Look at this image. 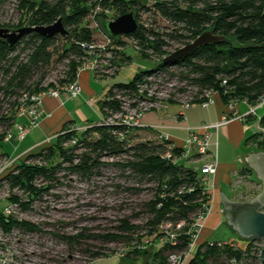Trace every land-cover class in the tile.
<instances>
[{"label": "trees", "instance_id": "1", "mask_svg": "<svg viewBox=\"0 0 264 264\" xmlns=\"http://www.w3.org/2000/svg\"><path fill=\"white\" fill-rule=\"evenodd\" d=\"M8 1L0 0V5ZM17 1V9L21 13L19 22L0 23L1 28L49 26L62 19L68 35L45 38L33 32L12 48L0 41V141L14 126L15 110L22 94L42 91L43 82L52 66H63L66 76L63 82L76 79L78 66L85 56L81 44H93L96 41L88 19L90 13L98 8L104 12L102 28L106 34L108 21L134 12L137 8L143 13L153 14L155 19L159 16L160 20L168 23L162 28L159 25L153 28L140 25L125 40L118 38L114 41L119 48H125L126 41L140 44V57L157 62L158 67L137 73L129 83L112 85L105 99L98 103L104 120L123 112L124 102L118 96L132 101L133 107L147 101L149 91L157 84L150 79L165 80L166 83L176 80L179 83L181 87L173 88L175 92L167 101L169 105L178 104L175 100L177 93L188 92L194 94L197 103L206 97V93L216 92L223 105L230 101H246L256 105L264 97V0H152L151 7L144 4V0ZM208 30L227 41L201 47L178 63H163L174 46H186ZM60 40L63 41L61 47L58 45ZM121 60L123 65H128L133 59L127 56ZM260 119V127H264V115ZM133 131L138 130L99 121L88 126L82 136H78L76 131L61 132L53 142L28 154L17 165L15 173L7 177L12 192L18 188L26 195L25 199L17 194L11 195L10 203L21 210H29L33 202L41 200L60 183L58 175L62 171L90 179L95 175L101 176L104 169L112 168L119 170L130 185L113 186V189L118 195L137 200L133 203L132 212L135 219L146 221L144 228L154 230L157 223L171 213L173 219L192 215L199 204L191 203L202 197L198 191L193 195L181 196V200L177 201L172 197L161 200L159 193L165 188L166 192L189 186L199 188V173L184 165L173 166L164 161L161 156L167 151V144L135 142V137L131 136ZM258 136H250L245 140V145L249 146ZM73 137H78L76 144L64 148L63 144ZM174 153L178 154L179 150H174ZM5 157L6 154L0 152V162ZM113 158H120V161L112 164L104 162L105 159ZM249 173L253 172L246 164L241 174ZM147 186L155 188L147 189ZM149 189L155 191L156 200L140 199L143 192ZM184 201L190 202V205L185 206ZM160 202L163 207L158 209L157 204ZM120 223L117 227L120 234L98 237L104 241L131 243L135 226L130 224L129 218L120 220ZM14 228L27 232L39 231L36 224L0 213V229L10 233ZM82 237L80 235L73 239L77 242ZM249 242L251 244L247 251H234L229 246L221 249L206 246L204 250H198L189 264H228L233 257L244 261L245 256L253 264H260L259 253H255L254 259L249 256L254 244L251 240ZM86 251L93 260L103 257L100 251ZM170 252L172 248L169 247L152 252L153 262L150 264H169ZM135 253H130L128 259L138 260L141 253Z\"/></svg>", "mask_w": 264, "mask_h": 264}, {"label": "rangeland", "instance_id": "2", "mask_svg": "<svg viewBox=\"0 0 264 264\" xmlns=\"http://www.w3.org/2000/svg\"><path fill=\"white\" fill-rule=\"evenodd\" d=\"M144 2L149 7L153 6L152 0H144ZM18 5L19 2L17 0H10L0 5L1 24H17L19 22L21 13L17 9ZM132 13L135 14L139 26L147 25L146 27L153 28V26L159 25L162 28L164 25H168L164 20H160L159 16L155 19L152 17L153 14L143 13L140 8L135 9ZM103 14L102 10L95 9L90 13L88 21L90 28L94 31L97 54L103 59L104 71L100 72V77L104 79L93 81L97 95L91 98L92 100L88 95H85L82 100L79 98L69 103L73 106L76 105L77 109L79 108L81 111H77L79 128H76L77 130H69V132L76 131L78 136H82L85 132L83 128L86 125L81 124L84 121L83 113H85L89 121L98 120L95 112L98 110L96 101L108 93L109 87L117 83H129L137 73L155 70L158 67L157 62L140 57L134 46V42L126 41L127 46L125 48H119L116 45H112V47L102 28ZM121 40L124 39L122 38ZM62 44L63 41L60 40L58 45L61 47ZM182 47L174 46L172 52ZM109 50H114V53H111ZM127 56H131L133 60L130 64L123 65L121 58ZM112 60L116 61L113 65L117 66V70L120 69L119 71L114 69V72H112L110 68ZM62 72V65L52 66L47 74V78L43 82V86L58 83ZM172 84L174 87H181L176 80ZM169 89H171V85L169 86L164 83H159V86L155 85L153 87V91L156 92V97L160 102L159 104L163 102L164 105H168V99L166 98L172 92ZM154 94L151 92V96H154ZM177 98L182 99L185 96L178 94ZM90 103L93 104L92 107ZM237 108H239L242 114L249 111V107L242 101L237 105ZM191 110L196 114L204 112L200 105H194ZM176 111L177 107L171 106L169 110H164L161 114H163V117H166L165 113L173 114ZM263 115L264 104L260 106L255 116L249 117L248 122L243 124L246 139L250 138L251 135H260V118ZM196 119L199 120V117L196 116ZM12 132L16 135L14 130ZM131 136L135 137V142L154 140V138L139 130L131 132ZM181 136L177 140L185 141L188 138V136L183 137V134ZM217 138L219 143V169L215 178L217 198L212 213L207 220L206 228L201 235V241H231L235 242L241 250L247 251L249 244H251L250 240L240 237L228 226L218 190L225 193L230 199L237 201H251L253 197L260 193L263 187L259 188L253 182L251 183L252 180H258L257 176L253 175L251 177L240 174L239 171L243 165H246L244 161L245 157L258 149L264 151V145H261L256 139L249 146H246L244 139L236 147V145L230 142L229 138L223 135L222 131L218 137L215 134L214 139L217 140ZM77 141L78 137H73L64 143L63 147L70 148ZM28 143L29 139L22 142L14 139L8 143L2 142L0 146L4 154L6 153L17 158L25 152ZM39 149L38 147L32 152ZM118 160L120 159H105L104 162L112 164L118 162ZM186 165L192 169L200 168V164ZM13 170L14 168H11L10 172ZM237 172L239 173L235 175ZM7 175L6 177H9ZM58 177L60 183L56 184L41 200L33 202L29 210L24 211L20 207L14 206V216L16 219L38 225L39 231L27 232L20 228H14L10 233H5L0 229V264H150L153 262L152 252L155 251V249H152L153 247H149L147 252L134 251L132 253L130 251L131 247L139 248L142 246L140 238H146L144 235L147 234V228H144L146 221L138 218L135 219L133 216L132 207L133 203L137 200L129 196L118 195L117 191L113 189V186H130L123 179L119 170L106 168L103 170L101 176L95 175L90 179L80 178L66 171L60 172ZM2 186H5V188H0V196L3 200L1 208H5L10 203L4 201V198L8 194L11 195L12 192L5 184H2ZM19 196L22 199L26 198V195L22 192ZM150 197H152L151 191L140 199L147 200ZM127 198H130V201L126 202ZM121 202H131V204L121 205ZM125 218H129L130 224L136 228L132 234L133 240L131 243L119 240L104 241L98 237L120 234L117 227L121 224L120 220ZM80 235H83V237L78 238L77 242H75L73 238ZM252 247L251 250L249 249L251 251L249 256L254 259L256 252L260 254L264 250V239L254 242ZM128 248L131 255L135 252L141 253L140 258L136 261L131 260L132 258L128 259L130 252H127L124 257L117 255L121 249ZM86 250L90 252L100 251L103 257L93 260ZM247 257L245 256L244 259H247Z\"/></svg>", "mask_w": 264, "mask_h": 264}, {"label": "built area", "instance_id": "3", "mask_svg": "<svg viewBox=\"0 0 264 264\" xmlns=\"http://www.w3.org/2000/svg\"><path fill=\"white\" fill-rule=\"evenodd\" d=\"M99 10V8H98ZM109 13V12H107ZM114 21V20H110ZM147 26V25H145ZM106 34V33H105ZM108 40L112 45L116 39H112L107 34ZM126 39V37H121V39ZM152 40V38H151ZM133 42V41H131ZM95 42L93 44L83 43L81 44V47L85 51V56L81 63L78 66L77 69V75L76 79L71 82H63L65 80L66 76L64 74V68L61 75L60 80L56 84H47L46 86H43L42 91L34 94L24 93L22 94L21 98L19 99L18 106L15 110V123L12 129H10L7 133L3 135L2 141H0V144L2 142L8 143L12 140L16 139L20 142L25 140L27 135L38 126V120L41 113V105L44 100V98H53L58 100H64L65 98L68 99H77L81 96L82 93V86L80 83V75L84 72H88L93 74L97 79H104L100 77V72H103V59L100 55L97 54V48L95 46ZM134 46L138 52L142 51L141 45L134 42ZM113 47V46H112ZM184 47V46H183ZM173 50V49H172ZM171 50V51H172ZM111 53H114V50H109ZM176 51V50H175ZM173 53V52H171ZM116 61L112 60V65L110 66L112 72H114V69L117 70V66L113 65ZM121 67V66H119ZM120 70V69H119ZM117 70V71H119ZM114 76V75H113ZM153 82H156L155 85L159 86V83L171 85L172 92L174 91V86L172 83H166L165 80H156L150 79ZM226 81H224V84ZM144 90V88L142 89ZM141 90V93L143 92ZM151 92L155 93L154 96H151ZM172 92L168 95L166 99L171 98ZM178 94L185 96V98H177ZM187 95V96H186ZM119 100H122L123 103V112L116 115H111V117L107 119H103L102 121L106 124L110 125H121L125 126L131 130H139L141 132L145 131H152L156 132L159 127L157 126H149L144 127L142 124V120L145 114L150 112H155L158 110H161L165 105L163 102L159 104V100L156 97V92L152 90L149 91L148 100L139 103L136 107H133V102L123 98L121 96L117 97ZM175 100L178 101V104L181 107V112L179 116H177V120L181 119L183 120L184 117V111L193 107L194 105H200L202 108H209L210 106H215L218 101V93H206V97L197 103L195 101V96L191 92L188 93H177ZM241 101H230L226 105H224V112L221 115L220 120L212 125H204L200 128L193 129V128H187L188 131V138L185 141H182L180 144H175L172 142L169 138V136H165L162 133H158L156 137L154 138V142L161 143V144H167V151L162 154L161 158L169 162L173 166H182L184 165L187 167L186 164H200V168H194L195 171L199 173V188H196L194 186L189 187H183L179 189L178 191H171L166 192V188L163 189L159 193V198L161 200L166 199L167 197H172L176 201L181 200V196L186 195H193L197 193V191L201 194V199L198 201H194L191 203V205H195L197 202L199 204L198 208L195 210V212L192 215H189L187 218H181V219H173V214H168L167 217L160 222L157 223L154 230L147 229L146 240L143 238H140L142 241L141 247L135 249L130 248V251L133 253L134 251H144L147 252V249L149 247H153L152 249H155V251H158L159 249L163 247H169L172 248V252L168 255V263L169 264H189L191 259L195 256V254L198 252L199 249L204 250L206 246L209 247H218V248H224V247H230L234 251L240 250V247L235 243L231 241H217V242H210L206 240L201 241V235L206 228L207 220L209 216L212 213L213 207L216 203V196H217V189L215 185V178L218 173L219 169V143L218 138L217 140L214 139L215 134L218 136V132L220 129L224 126H227L234 122H241L246 123L248 122V118L255 116L257 111L259 110L260 106L264 104V97H262L256 105H250L246 101L244 104H246L249 107V111L245 114H242L237 108V105ZM128 110V111H127ZM8 113V112H6ZM26 117L28 122L24 124H16V121L18 118ZM13 128L17 129L16 135L13 134ZM87 127L83 128V130L86 131ZM74 130V129H72ZM75 130H77L75 128ZM260 135L257 139L259 143L264 145V127H260ZM178 149L179 153H174V150ZM0 152L1 146H0ZM6 154V153H5ZM30 154V153H29ZM28 155L25 154L24 156L20 157H13L12 155L6 154V157L0 162V188H5V186H2V184H5L9 190H11V186L9 185V182L7 181V176L10 175V173L14 174V170L16 169L17 165H19L24 158ZM120 159V158H119ZM120 161V160H118ZM14 170L10 172V169ZM238 172L235 174L237 175ZM241 174V173H240ZM254 183L255 186L257 185L259 188H261V184L256 183L254 180L251 181V183ZM148 188H155V186H147ZM149 190H145L140 198H143L145 194H149ZM19 192V193H17ZM21 192L18 188L14 189L11 195H19ZM155 191H151L152 197H150L149 200H156L155 199ZM11 195L8 194L6 198H4V201L10 203ZM123 200V198H122ZM133 200V199H132ZM2 198L0 196V213L6 215V216H14V205L10 203L9 206H5V208H1V202ZM130 201V199H126V202ZM131 204V202H128ZM121 202V205L128 204ZM185 206H189L190 202L184 201ZM158 209H161L163 207V203L160 202L157 204ZM15 217V216H14ZM152 230V231H151ZM128 249H121L117 255L119 257H124L127 252L129 253ZM154 251V252H155ZM130 252V253H131ZM228 264H253L251 260H241L237 257H233L228 261Z\"/></svg>", "mask_w": 264, "mask_h": 264}, {"label": "crops", "instance_id": "4", "mask_svg": "<svg viewBox=\"0 0 264 264\" xmlns=\"http://www.w3.org/2000/svg\"><path fill=\"white\" fill-rule=\"evenodd\" d=\"M79 79L82 86V93L81 96L79 97L80 100H82L85 97V95H88L90 99L94 98V96H96L97 94L94 89L95 84L93 81L97 80V78L91 73L84 72L80 75ZM107 94L104 95V97H101L100 99L98 98L97 99L98 101H96L97 104L99 103V101L105 99ZM79 98L74 100L68 98H65L64 100L44 98L41 105V110H40L41 115L38 120V126L34 128L27 135L25 140H23V141H27L29 139V143L25 152L20 156H24L28 152H32L38 147L41 148L43 146L50 144L55 140V138L61 132H64L65 130L68 131L71 129L79 128L78 120H77L78 117L77 111H80V109L79 108L77 109L76 105L73 106L69 104L70 101H76ZM90 105L91 107L93 106L92 103H90ZM171 106L177 107V111L174 112L173 114L165 113L166 117H163V114H161V112H163L164 110L165 111L169 110ZM193 107L185 110L183 120L179 119L178 121H177V116H179L181 112V107L178 104L177 105L168 104L165 105L163 108H161V110L145 114L142 120L143 126L145 128L149 126H157L159 127V129H157L156 132L145 131L144 133L152 138H155L158 133H162L165 136H169L170 140L175 144H180L182 141H179L177 139H179V137H182L181 136L182 134L183 137L188 136L187 128L197 129L204 125L215 124L220 120L221 115L224 112V105L220 100L217 101V104L215 106H210L209 108H202L200 106L204 110V112L200 114L194 113L191 110ZM99 110L100 109L98 105V110L95 111L98 120L95 121H89V119H87V117L85 116V113H83L84 121L81 124L86 125L85 127H88L94 123L102 121L103 117L100 114ZM196 116L199 117V120L196 119ZM26 122H28L27 118L21 117L17 119L16 124H24ZM243 129H244L243 123L234 122L227 126L222 127L218 132V135L222 131L223 135H225L226 138H229L230 142H232L234 145H236V147H238L244 139L246 140L245 131ZM13 130L15 133H17L16 128H13ZM258 151L260 150H257L255 152ZM239 172L241 173V170ZM218 193L220 196L221 192L219 190Z\"/></svg>", "mask_w": 264, "mask_h": 264}, {"label": "water", "instance_id": "5", "mask_svg": "<svg viewBox=\"0 0 264 264\" xmlns=\"http://www.w3.org/2000/svg\"><path fill=\"white\" fill-rule=\"evenodd\" d=\"M138 27V22L132 12L106 23L107 35L112 39L127 37L135 33ZM33 32L45 38L65 37L68 35L63 20L59 19L56 23L49 26L22 27L18 29L0 27V41L12 48L21 39ZM224 41H227L224 37L217 36L210 30L205 31L194 42L171 53L164 59L163 63H178L186 60L201 47L220 44ZM245 164L261 182L262 191L253 197L251 201L232 200L223 192L220 193V199L228 226L240 237L257 242L264 239V151L251 152L245 158ZM260 254V264H264V250Z\"/></svg>", "mask_w": 264, "mask_h": 264}, {"label": "flooded vegetation", "instance_id": "6", "mask_svg": "<svg viewBox=\"0 0 264 264\" xmlns=\"http://www.w3.org/2000/svg\"><path fill=\"white\" fill-rule=\"evenodd\" d=\"M241 170H242V169H241ZM253 175H255V174H254V173H251V174L249 173L248 176H251V177H252ZM251 177H250V178H251ZM254 181H255L256 183H258V184H261V182H260L259 180H254ZM261 186H262V184H261ZM262 187H263V186H262Z\"/></svg>", "mask_w": 264, "mask_h": 264}]
</instances>
